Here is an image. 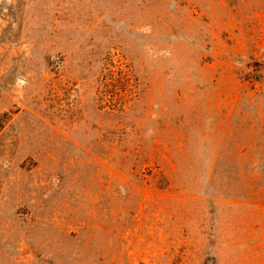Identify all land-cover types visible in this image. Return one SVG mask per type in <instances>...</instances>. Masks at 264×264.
Here are the masks:
<instances>
[{
    "label": "rangeland",
    "instance_id": "rangeland-1",
    "mask_svg": "<svg viewBox=\"0 0 264 264\" xmlns=\"http://www.w3.org/2000/svg\"><path fill=\"white\" fill-rule=\"evenodd\" d=\"M0 264H264V0H0Z\"/></svg>",
    "mask_w": 264,
    "mask_h": 264
}]
</instances>
